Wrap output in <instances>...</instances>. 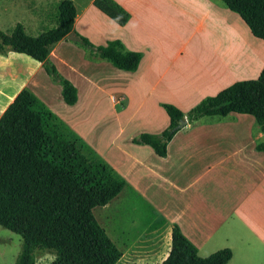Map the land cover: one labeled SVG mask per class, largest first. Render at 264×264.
<instances>
[{
  "label": "crops",
  "instance_id": "crops-1",
  "mask_svg": "<svg viewBox=\"0 0 264 264\" xmlns=\"http://www.w3.org/2000/svg\"><path fill=\"white\" fill-rule=\"evenodd\" d=\"M115 1L131 14L125 25L94 0H73L75 29L97 45L120 39L127 49L141 51L137 70L92 58L70 37L56 43L49 57L77 86L75 104L81 85L109 97L120 124L112 141L123 136L132 117L142 124L117 145L120 162L90 155L97 151L87 144L90 156L126 181L106 204L120 202L126 241L116 264L162 263L176 223L201 256L230 248L226 264H264V150L257 148L264 132L254 115L230 112L188 122L165 157L149 144L133 142L142 132L161 133L169 126L163 103L188 112L236 81L257 78L264 68V40L223 0ZM53 87L62 91L42 62L16 51L0 53V117L23 88L45 102ZM133 100L139 104L129 107ZM123 114L128 117L122 121ZM78 132L75 128L86 145Z\"/></svg>",
  "mask_w": 264,
  "mask_h": 264
},
{
  "label": "trees",
  "instance_id": "trees-1",
  "mask_svg": "<svg viewBox=\"0 0 264 264\" xmlns=\"http://www.w3.org/2000/svg\"><path fill=\"white\" fill-rule=\"evenodd\" d=\"M223 2L264 40V0ZM94 4L120 25L131 17L115 0H94ZM76 15L73 0H59L51 15L54 26L37 35L29 34L22 22L9 32L0 29V53L16 51L42 62L62 86L63 101L69 105L78 101V88L49 57L60 40L70 37L92 58L120 69L137 70L143 57L141 51L127 49L120 39L93 43L75 29ZM162 105L170 116L169 126L161 133L142 132L133 139L151 145L162 157L183 119L193 123L204 116L249 113L264 132V68L257 78L236 81L188 112L172 103ZM257 148L264 150V141ZM125 184L107 162L84 153L79 139L65 133L58 115L30 89L23 88L0 117V225L23 238L16 264H37L38 247L55 252L51 264H116L122 251L97 219L94 208L108 204ZM231 257L230 248L201 256L176 223L171 250L160 264H226Z\"/></svg>",
  "mask_w": 264,
  "mask_h": 264
},
{
  "label": "rangeland",
  "instance_id": "rangeland-1",
  "mask_svg": "<svg viewBox=\"0 0 264 264\" xmlns=\"http://www.w3.org/2000/svg\"><path fill=\"white\" fill-rule=\"evenodd\" d=\"M58 1L0 0V29L9 32L17 22H22L29 34L37 35L54 26L51 15ZM45 93V102L63 122L65 133L69 137L76 138V128L83 140L86 141L85 145L79 139L82 149L87 155L90 154L87 144H90L97 151L90 155L98 154L97 156H100L101 154L102 157L106 156L114 162H120L122 153L117 145L124 141V137H129L142 129V124L138 118L133 120L132 117L123 136L118 138L117 142L112 141L119 134L120 124L114 113L109 110L113 106L107 95L102 92L97 95L88 87L81 85L80 101L75 105H68L63 101L60 88H49ZM138 104V100H133L129 107H136ZM126 117L124 115L122 121ZM119 203L116 202L111 206H96L94 213L111 239L123 251L126 240L123 235L124 229L120 218ZM22 244L23 238L20 234L0 225V264H16L22 250ZM35 255L37 264H51L56 256L54 251L41 247L36 248Z\"/></svg>",
  "mask_w": 264,
  "mask_h": 264
},
{
  "label": "water",
  "instance_id": "water-1",
  "mask_svg": "<svg viewBox=\"0 0 264 264\" xmlns=\"http://www.w3.org/2000/svg\"><path fill=\"white\" fill-rule=\"evenodd\" d=\"M188 123V120L187 119H183L182 121H181V123L179 124V127L181 128V127H183L184 125H186Z\"/></svg>",
  "mask_w": 264,
  "mask_h": 264
}]
</instances>
